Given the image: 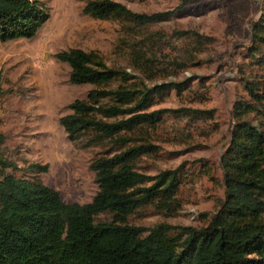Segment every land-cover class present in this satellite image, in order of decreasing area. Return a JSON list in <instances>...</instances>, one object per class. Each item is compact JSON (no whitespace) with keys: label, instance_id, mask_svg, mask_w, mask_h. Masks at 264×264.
Listing matches in <instances>:
<instances>
[{"label":"rangeland","instance_id":"374dc122","mask_svg":"<svg viewBox=\"0 0 264 264\" xmlns=\"http://www.w3.org/2000/svg\"><path fill=\"white\" fill-rule=\"evenodd\" d=\"M85 1L43 0L48 17L32 36L0 41V157L15 164L3 171L37 176L63 201L90 200L97 189L90 160L118 147L107 140L89 142L87 134L67 137L58 117L70 112L67 104L85 98L94 85L69 82L68 64L53 54L71 46L94 50L107 66L117 69L106 88H129L137 96L152 84L184 82L153 92L150 102L136 111L162 109L159 117L125 133L128 145H147L135 159V169L149 175L177 169L178 205L167 214L144 204L126 221L145 227L160 221L172 226L204 224L223 196L220 154L235 121L232 103L239 97L249 100L244 79L256 76L264 81L259 55L264 46L254 50L256 43L250 39L251 22L264 13V0H118L133 11H173L167 19L138 28L83 13ZM174 30L186 34L174 39ZM192 30L201 43H195ZM151 35H161L153 51L158 60L145 59L134 49ZM153 42L149 39L148 46ZM179 50L186 51V58H179ZM135 100L125 105L133 106ZM97 102L116 103L109 97ZM242 117L256 122L254 112ZM31 162L45 164V170H29L26 165ZM96 217L107 219L109 214Z\"/></svg>","mask_w":264,"mask_h":264},{"label":"trees","instance_id":"16d2710c","mask_svg":"<svg viewBox=\"0 0 264 264\" xmlns=\"http://www.w3.org/2000/svg\"><path fill=\"white\" fill-rule=\"evenodd\" d=\"M81 11L92 17L116 18L132 28L173 13L133 11L118 0H86ZM47 17L43 0H0V41L32 36ZM185 34L171 32L174 39ZM192 34L195 43L202 42L196 31ZM250 37L256 43L254 50L259 44L264 46V13L251 22ZM160 38L148 36L145 45L134 49L144 53L145 59L158 60L153 51ZM149 39L154 42L148 46ZM178 52L179 58H186L185 50ZM259 55L264 63V49H259ZM53 56L68 64L69 82L94 85L85 98L67 104L70 112L58 117L67 137L87 134L89 142L107 140L118 148L90 160L97 189L85 202L63 201L57 190L37 176L4 172V167L15 164L0 157V264H264L263 80L244 79L249 100L239 97L232 103L235 121L220 154L223 196L206 222L172 226L160 221L145 227L128 223L127 216L144 204L172 214L178 205L179 178L176 168L153 175L135 169V159L146 152L147 145H128L125 133L151 125L159 117L162 109L136 111L150 102L153 92L184 82H159L135 96L129 88L104 87L116 77L117 69L107 66L94 50L71 46ZM99 97L116 103L99 104ZM133 99V106L125 105ZM250 112L256 115L255 123L242 117ZM122 114L126 116L104 119ZM26 166L38 171L46 165L31 162ZM103 212L109 214L107 219L96 217Z\"/></svg>","mask_w":264,"mask_h":264}]
</instances>
